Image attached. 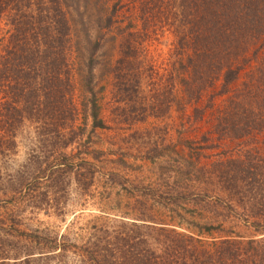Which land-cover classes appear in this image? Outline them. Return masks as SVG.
<instances>
[{
  "label": "rangeland",
  "instance_id": "obj_1",
  "mask_svg": "<svg viewBox=\"0 0 264 264\" xmlns=\"http://www.w3.org/2000/svg\"><path fill=\"white\" fill-rule=\"evenodd\" d=\"M137 1L23 0L55 18L63 74L4 62L18 49L0 14V264H264V27L211 24L198 70L244 68L189 102L175 34L193 10Z\"/></svg>",
  "mask_w": 264,
  "mask_h": 264
},
{
  "label": "trees",
  "instance_id": "obj_2",
  "mask_svg": "<svg viewBox=\"0 0 264 264\" xmlns=\"http://www.w3.org/2000/svg\"><path fill=\"white\" fill-rule=\"evenodd\" d=\"M120 1L121 0H118L116 4L118 5ZM172 1H174L172 4H169L170 0H142V3L139 1L137 2L141 7L143 6V9H147L148 11L151 10V6L155 3L156 5L161 4L165 6V9L167 10L169 7L171 11H173V9H176L178 12L184 14H186L189 10H193V13L191 14L195 15L194 21H189V23L187 22V24L185 23L184 29L181 32L175 34L176 36H179V38H182L180 41H183L185 43L183 47L187 48V52L191 50L188 54V64H182V68L187 70L188 74H185L180 78L181 80H178V83L182 84L183 87H185L184 93L185 95H187V100H189V102L193 100L198 102L202 96L203 90L205 88L213 87L216 82H218L222 77H224V84L221 93L224 95L227 94V87L238 78L237 74L240 73L244 68V64L233 69V64H235L237 61L234 60L230 63H228L227 61L222 65H217L218 67H215L217 68V74H213V70H211L210 73L208 71H201L198 70L197 67L198 59L200 58V56L202 58L204 56L203 54H208V52L205 53V50L203 52L200 50L201 48L205 49L206 47L205 44L210 33V28H212L210 27L211 24L212 26L215 24H219V29H228L223 32V36L226 34L228 38L231 35H233L234 37H240L242 35V38L251 39L254 38V34H257V37L261 38L263 34L259 32H262V28L264 27V0ZM23 7H25L24 10H22ZM26 8H29V4L25 5L23 0H0V14H4V19L9 20L7 24L10 27H14V29L16 28V33L12 36V41L10 44L18 49V51L12 56V58L10 57V54H8L7 58L4 57V62L11 64V68L16 70L17 73L32 74V71H36L39 66H35L34 63L32 64V59H37V62L42 60L40 65L47 74L49 68L51 69L53 74H63L59 73L60 65L57 64L60 56L57 54H53L46 57L47 46H52L54 40H56L55 38L58 36L56 27L49 24L55 18L52 16L48 20L47 17H44L46 20V24L44 23L42 27V22L40 21L42 18L41 13H37L34 8L30 7L31 12L30 14H28ZM31 18L34 21L39 22V28H35L34 31L22 32L21 28L25 26V24ZM131 35L132 34L129 33L128 36ZM216 39H220L221 41V31H219ZM117 40L118 39H116V41ZM254 40L258 39L254 38ZM41 47L44 48L43 51L40 50ZM41 56H43V58L46 57L45 60H47L49 64L45 63V61L40 58ZM193 56L195 57V60L193 59ZM202 60V63H204L205 60ZM68 65V63H65L64 68L68 67ZM215 65L216 63L214 62V66ZM39 71V74H42V70L40 67ZM223 71H225V74H222ZM66 73L71 74V70L68 69ZM137 74L143 73L139 72ZM204 74H213V76H207L209 78L205 80ZM229 76H231V78H229ZM174 80L175 79L172 78L171 82L167 85V102L157 99L158 103H161L160 106H163V108L166 109L167 114L170 112L172 105L177 100L178 91L175 90L177 84L175 86ZM151 107L153 109H161L159 106L154 104H152V106H149L147 109H150ZM158 112H163V110H158Z\"/></svg>",
  "mask_w": 264,
  "mask_h": 264
}]
</instances>
